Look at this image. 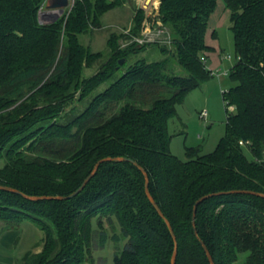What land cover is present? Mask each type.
I'll return each instance as SVG.
<instances>
[{"label": "trees", "instance_id": "obj_1", "mask_svg": "<svg viewBox=\"0 0 264 264\" xmlns=\"http://www.w3.org/2000/svg\"><path fill=\"white\" fill-rule=\"evenodd\" d=\"M218 1L161 0L156 22L165 39L126 38L124 46L112 34L109 57L86 76L102 52L80 36L132 0H76L48 23L40 21L47 0H0V185L20 192L0 190V221L7 228L30 221L44 233L40 251L22 264H83L91 258L94 219L100 246L109 239L104 221L120 226L113 241L126 238L114 264H171L176 246V264H210L202 242L215 264H234L240 253L248 254L244 264H264V0H222L235 48L223 92L225 135L209 154L186 147L182 160L171 152L169 123L178 105L214 77L206 33ZM145 18L135 7L133 36ZM152 47L159 57L141 55ZM173 60L186 74L172 73ZM108 157L139 166L106 161L73 198H28L72 194ZM220 192L198 205L193 225L195 202Z\"/></svg>", "mask_w": 264, "mask_h": 264}, {"label": "rangeland", "instance_id": "obj_2", "mask_svg": "<svg viewBox=\"0 0 264 264\" xmlns=\"http://www.w3.org/2000/svg\"><path fill=\"white\" fill-rule=\"evenodd\" d=\"M145 2L146 0H132V2H125L123 6H117L102 15L101 28L90 29L87 34L80 36L81 43L88 46L92 52H102L99 61L92 68L85 69L84 75L95 74L100 64L109 57L110 50L107 42L112 34L122 36L119 43L124 46L126 38L130 39L129 43L134 41L138 44L165 39V30L161 29V23L157 24L156 22L161 0H151L146 7L144 6ZM134 6L143 9L146 13L141 31L137 36H133L130 30L135 15ZM42 9L44 12L48 11L46 7ZM69 10L71 8L68 7L65 12ZM55 12L50 16L43 13L40 16V21L42 23L52 22ZM230 26L229 11L223 1L219 0L216 10L210 17L206 33L207 43L215 48V51L210 54L213 58H211L210 63H207V68L215 72L218 70L225 72L228 69V73L221 78L210 77L201 86L192 90L185 97L183 103L178 105L177 116L170 120L171 152L182 160L186 159V147H200L203 154H209L216 149L220 139L225 135L227 108L223 99V92L229 89L231 85V67L235 63L234 39ZM167 30L169 31L168 28ZM141 55L153 59L159 57L160 52L158 48L152 47ZM228 55H231L233 59H226ZM131 61H128V65ZM171 65L172 73L176 75L186 74L175 60L172 61ZM122 71L120 70L117 75ZM105 87L106 85L102 86L101 89ZM77 108L78 110L82 109L83 103H77ZM202 111L208 112L207 121L201 119L200 113ZM245 153L249 158H252L247 149ZM2 164L3 162H0V165ZM92 225L93 231L99 230L98 219H94ZM104 226L109 237L107 243L103 247L99 245L98 232L96 231L90 245L89 254H91V258L83 264H114L115 255L122 254L126 238L121 237V240L117 242L111 239L114 234H121L120 226L117 223L110 224L107 221H104ZM42 234L44 236L43 232ZM247 255V253H240L234 264H244Z\"/></svg>", "mask_w": 264, "mask_h": 264}, {"label": "water", "instance_id": "obj_3", "mask_svg": "<svg viewBox=\"0 0 264 264\" xmlns=\"http://www.w3.org/2000/svg\"><path fill=\"white\" fill-rule=\"evenodd\" d=\"M151 0H146L145 2V7L148 6V4L150 3ZM69 7V0H47V5H46V8L47 10H50V11H56L55 12V16L53 18V21H56L62 14H64L65 10ZM52 21V22H53ZM124 63V60H121L120 61V64H123ZM114 160H117V161H124V160H128L132 163H134L136 166H139L138 163L132 159H129V158H123V157H119V158H111V157H108V158H104V159H101L99 160L92 172L84 179V181L82 182V184L78 187V189L76 191H74L72 194L68 195V196H28V198L30 199H33V200H39V199H57V200H67V199H70V198H73L75 197L76 195H78L85 187L86 185L89 183V181L92 179V177L94 176L95 172L97 171V169L99 168L100 164L103 163V162H106V161H114ZM141 169V171L143 172L144 174V177L146 179V186H145V191H146V195L148 197V199L150 200L151 204L154 206V208L157 210V212L163 216V213L160 209V207L158 206L157 202L154 200V198L152 197V195L150 194V191H149V178H148V174L147 172L139 167ZM0 190H4V191H11V192H15V193H20L18 190L16 189H13L11 187H8V186H3V185H0ZM235 193V192H240V193H250V194H256L258 195L259 193H256V192H252V191H239V190H236V191H232V193ZM230 193V192H229ZM216 194H224V192H220V193H214V194H208V195H204L202 197H200L194 204V209H193V216H192V223L193 225L195 224V215H196V210H197V207L198 205L204 201L205 199H207L208 197L210 196H213V195H216ZM260 195V194H259ZM264 196V194H261ZM167 224H168V227L175 239V236H174V232H173V228L171 226V224L167 221ZM202 245H203V248L206 252V255L208 257V260L210 262V264H215L214 262V259L210 253V251L208 250L207 246L202 242ZM176 257H177V246L174 250V253H173V256H172V262L171 264H176Z\"/></svg>", "mask_w": 264, "mask_h": 264}, {"label": "crops", "instance_id": "obj_4", "mask_svg": "<svg viewBox=\"0 0 264 264\" xmlns=\"http://www.w3.org/2000/svg\"><path fill=\"white\" fill-rule=\"evenodd\" d=\"M207 45L209 44L207 43ZM209 46L213 48L212 45ZM213 51H215V48H213ZM210 54L212 52L208 53L207 62L209 63L213 58ZM42 239L41 230L30 221H24L17 228H7L0 221V264H22V260L27 253L33 250L40 251Z\"/></svg>", "mask_w": 264, "mask_h": 264}, {"label": "built area", "instance_id": "obj_5", "mask_svg": "<svg viewBox=\"0 0 264 264\" xmlns=\"http://www.w3.org/2000/svg\"><path fill=\"white\" fill-rule=\"evenodd\" d=\"M75 1L76 0H69V8H72V6L74 5V3H75ZM47 4V3H46ZM42 8H44V7H42ZM41 8V10H40V16L43 14V13H45L46 15H52V13L54 12V11H50V10H48L47 12L45 11H43V9ZM204 61H206L205 60V58H202ZM226 59H228V60H231V59H233V57L231 56V55H228L227 57H226ZM227 73H228V69H226V71L225 72H223V71H221V70H218L217 72H215V71H213V70H211V74H212V76H217V77H219V78H221V77H224L225 75H227ZM200 117H201V119H203L204 121H207V117H208V112L207 111H202L201 113H200ZM240 144L241 145H246V143H244L243 141H240Z\"/></svg>", "mask_w": 264, "mask_h": 264}]
</instances>
